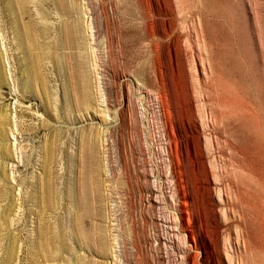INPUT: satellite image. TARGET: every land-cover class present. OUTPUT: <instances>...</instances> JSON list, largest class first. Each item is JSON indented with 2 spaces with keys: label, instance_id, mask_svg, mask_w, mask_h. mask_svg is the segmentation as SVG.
<instances>
[{
  "label": "rangeland",
  "instance_id": "rangeland-1",
  "mask_svg": "<svg viewBox=\"0 0 264 264\" xmlns=\"http://www.w3.org/2000/svg\"><path fill=\"white\" fill-rule=\"evenodd\" d=\"M0 264H264V0H0Z\"/></svg>",
  "mask_w": 264,
  "mask_h": 264
},
{
  "label": "bare ground",
  "instance_id": "bare-ground-1",
  "mask_svg": "<svg viewBox=\"0 0 264 264\" xmlns=\"http://www.w3.org/2000/svg\"><path fill=\"white\" fill-rule=\"evenodd\" d=\"M153 194H156V201H154L155 202V204L157 205H161L162 203L160 202V200H159V197L161 196V195H163L162 193H160V192H153ZM174 194L175 193H171V197H173L174 196ZM178 199H179V197H178ZM172 203H173V205H174V207L175 208H177L178 209V207L180 206V205H178V207L176 206V204H175V199L174 200H172ZM159 207H161V206H159ZM162 209V208H161ZM163 210V209H162ZM162 216V215H161ZM174 216V215H173ZM172 216V217H173ZM176 217V216H175ZM160 221L161 222H163V223H165V224H168V223H171V222H173L174 221V217L173 218H171V219H169L166 215H163L162 216V218L160 219Z\"/></svg>",
  "mask_w": 264,
  "mask_h": 264
}]
</instances>
